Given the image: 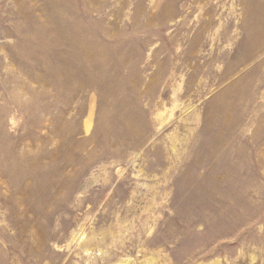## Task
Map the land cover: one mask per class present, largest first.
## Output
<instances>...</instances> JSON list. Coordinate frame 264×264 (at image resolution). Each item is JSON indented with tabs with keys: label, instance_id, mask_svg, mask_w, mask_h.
I'll return each instance as SVG.
<instances>
[{
	"label": "rangeland",
	"instance_id": "rangeland-1",
	"mask_svg": "<svg viewBox=\"0 0 264 264\" xmlns=\"http://www.w3.org/2000/svg\"><path fill=\"white\" fill-rule=\"evenodd\" d=\"M0 264H264V0H0Z\"/></svg>",
	"mask_w": 264,
	"mask_h": 264
}]
</instances>
